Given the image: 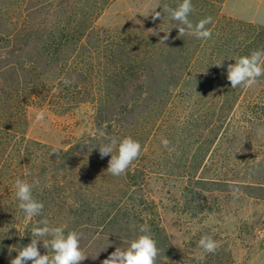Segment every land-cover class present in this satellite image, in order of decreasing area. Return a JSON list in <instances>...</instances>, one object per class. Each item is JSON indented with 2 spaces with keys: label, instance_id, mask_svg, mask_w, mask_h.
<instances>
[{
  "label": "trees",
  "instance_id": "1",
  "mask_svg": "<svg viewBox=\"0 0 264 264\" xmlns=\"http://www.w3.org/2000/svg\"><path fill=\"white\" fill-rule=\"evenodd\" d=\"M15 1L22 11L24 0ZM111 1L28 0L29 7L23 12L59 14L52 21L41 19V29L14 28L0 37L12 51L34 45L42 68L31 59L0 66V264H10L18 250L31 242V231L43 218L52 227L64 226L66 233L81 235V249L89 256L81 264H101L116 247L127 248L142 234L141 225L149 227L157 247L164 250L168 236L156 203L143 193L144 187L155 170H165L162 139L177 148L183 129L194 131L200 121L194 117L186 124L176 115L173 124L172 111L183 98L201 92L217 95L213 129L217 136L229 124V114L244 89H231L227 65L234 64L238 56L264 50V27L223 13L227 0H192L194 10L189 19L194 24L213 18L206 26L212 32L208 40L193 35L178 38L179 31L160 27L153 29L158 35L137 27L98 28L95 23ZM180 3L182 0H160L159 10L163 15L165 5L176 8ZM165 33L168 39L162 43ZM221 61V67L215 66ZM65 78L71 81L67 86ZM51 91L59 96L66 91L65 101L57 103L63 111L86 101L95 109V131L65 151L26 136L27 108L44 103ZM244 124L241 120L233 133L243 132ZM99 130H106L118 141L130 136L142 144L150 142L158 147L156 158L147 164L141 155L125 175L113 176L106 171L111 156L101 159L99 155L98 145L103 142L96 134ZM54 149L57 153L52 154ZM178 162L175 167L183 171L182 193L189 199L184 211L192 218L205 210V192H221L220 187L239 182L197 176L205 167L201 157L183 161L180 167ZM17 178L29 183L39 179L33 196L44 205L41 216L29 220L19 209L14 187ZM253 194L252 198L264 200ZM191 235L197 242L210 235L219 243L215 253H204L194 264L231 260L229 244L223 242L219 231L198 226ZM95 240L104 242L102 248L91 252ZM38 247L46 254L42 242Z\"/></svg>",
  "mask_w": 264,
  "mask_h": 264
},
{
  "label": "rangeland",
  "instance_id": "2",
  "mask_svg": "<svg viewBox=\"0 0 264 264\" xmlns=\"http://www.w3.org/2000/svg\"><path fill=\"white\" fill-rule=\"evenodd\" d=\"M27 1H23V9L29 7ZM18 4L15 0H0V37L14 28L41 29V19L45 17L52 21L59 14L23 12V9L18 10ZM159 6L160 0H112L95 25L103 29L137 27L151 31L149 29L160 27L179 31L177 22L170 20L167 13L163 14L165 19L152 20L151 11L158 7L156 11L160 12ZM222 10L229 16L264 27V0H227ZM46 28L52 27L46 25ZM12 50L10 44L0 38V66L31 59L37 60L42 70L34 45L22 51ZM46 95L44 103H32L26 110L27 138L65 151L95 131L92 103L86 101L63 111L57 103L65 101L66 91L62 96L52 91ZM217 102V95L201 92L183 98L179 108L170 115L173 124L176 115L186 124L194 117H199L200 121L194 131L183 129L182 142L175 147V152L169 153L163 148L165 170H155L144 187L143 193L156 203L168 236L164 250L158 247L157 264H194L197 256L203 253L191 235L198 226L219 231L223 242L229 244L232 258L224 264H264V200L251 197L254 192L264 197V76L252 87L243 89L235 110L229 114V124H225L216 136L213 129ZM40 112L44 113V119L38 121L36 116ZM241 120L245 122L243 132L233 133ZM167 125H171L169 121ZM200 143L204 144L198 149ZM140 144L142 160L150 164L156 158L158 147L150 142ZM192 157L204 158L205 167L198 170L197 176L239 181L220 187L221 192H205V210L195 218L184 211L189 199L182 193L180 175L183 171L175 167L178 161L180 167L183 161ZM240 161L245 163H237ZM102 242L93 241L91 252L96 247L102 248Z\"/></svg>",
  "mask_w": 264,
  "mask_h": 264
},
{
  "label": "clouds",
  "instance_id": "3",
  "mask_svg": "<svg viewBox=\"0 0 264 264\" xmlns=\"http://www.w3.org/2000/svg\"><path fill=\"white\" fill-rule=\"evenodd\" d=\"M158 7L151 11L153 21L157 19H165L162 13L156 11ZM194 6L192 0H182L176 8H170L167 5L163 8V14L167 13L170 20L176 21L178 24V38L185 35H193L197 39L208 40L212 36V32L206 26L213 23L211 16L193 23L189 16L193 12ZM152 31V35H158V32ZM168 33V32H167ZM161 38L162 43L168 39V35ZM235 63L227 65V80L230 82L231 89L237 87L250 88L257 83L258 78L264 76V50H254L250 55L238 56L234 58ZM222 66V61L215 65ZM64 85L71 83L68 79H63ZM38 121L44 119V113L37 114ZM102 138V143L98 145L100 158L111 156L108 161L107 172L113 176L120 177L125 175L130 166L142 155V146L132 137H125L117 140L115 136H111L106 130H99L96 133ZM162 145L169 151L175 152V146L164 138ZM97 147V146H96ZM95 148V147H93ZM115 152V154H113ZM53 153H57L54 149ZM39 179H35L32 183L26 180L16 179L14 187L16 189L15 196L19 201L18 207L23 211L26 218L31 220L33 217L41 216L44 205L36 200L33 196V188L39 185ZM142 233L133 239L127 248L116 247L101 264H157V258L160 255V249L157 247V241L150 234V229L146 225L139 227ZM31 242L18 250V255L10 260V264H81L82 261L89 258L81 249V235L76 231H68L66 233L64 226L52 227L49 225L47 218L39 220V226L33 227L31 231ZM47 250L46 254L39 251V243ZM203 250V253H215L219 247V243L210 235L202 236L197 245ZM49 250L51 254L49 253ZM106 250V247L103 249ZM203 253L197 256V259H203ZM96 259V257H91Z\"/></svg>",
  "mask_w": 264,
  "mask_h": 264
}]
</instances>
